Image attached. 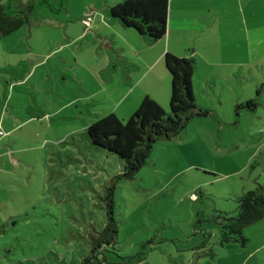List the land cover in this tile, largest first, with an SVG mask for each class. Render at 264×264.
Masks as SVG:
<instances>
[{
  "label": "rangeland",
  "instance_id": "rangeland-1",
  "mask_svg": "<svg viewBox=\"0 0 264 264\" xmlns=\"http://www.w3.org/2000/svg\"><path fill=\"white\" fill-rule=\"evenodd\" d=\"M51 1L59 7L60 0ZM119 1L64 0L61 11L41 4L40 22L31 27L65 38L77 35L73 26L65 34V24L78 22L84 33L79 42L87 46L94 43V34L83 19L90 13L110 16L108 7ZM257 8L254 18L264 22ZM29 29L22 26L0 38V264H85L90 236L106 220L100 195L120 171L122 160L90 144L85 130L68 132V123L76 127L86 120L85 113L84 120L77 113L67 122L69 110H58L47 129L44 123L50 120L38 121L31 110L35 100L55 110L81 89V82L90 83L87 76L77 80L67 72L69 66L60 71L45 67L48 79H43L40 66L32 72L33 80L41 78L36 88L31 82L12 87L16 70L10 67L20 71L23 63L29 71L30 61L36 59L27 54ZM56 52L49 55L50 61L74 56L67 50ZM91 53L77 56L89 63L94 60ZM103 70L101 77L108 79ZM241 73V80H210L209 95L194 89L196 103L212 106L213 114L194 116L179 135L154 143L135 176L117 182V242L88 264H264V218L244 229V244H221L213 218L217 210L235 215L238 198L264 185V53L254 64L246 63ZM66 74L68 78L61 79ZM254 96L256 109L241 107L236 114L235 104ZM118 108L117 116L127 119ZM164 110L169 111V104ZM140 252L144 258L139 262L126 261Z\"/></svg>",
  "mask_w": 264,
  "mask_h": 264
},
{
  "label": "crops",
  "instance_id": "crops-1",
  "mask_svg": "<svg viewBox=\"0 0 264 264\" xmlns=\"http://www.w3.org/2000/svg\"><path fill=\"white\" fill-rule=\"evenodd\" d=\"M257 7L264 14V0H168L166 33L150 45L145 44L134 29L122 26L106 14L91 13L94 43L87 46L79 42L84 33L78 22L65 24V34L70 32V26L77 32L76 36L66 34L65 38L60 33L43 31L39 26L29 27L26 39L30 48L27 54L35 55L36 59L29 60V71L23 78L14 81L12 87L17 88L19 82H31L36 88V83L41 78L38 76L33 80L32 72L40 66L44 68L43 79H48L45 67L60 71L69 66V75L72 74L75 78L87 76L90 83L81 82V89L75 90L72 93L75 95L55 110H48L50 107L45 109L36 100V107L31 109L37 113L35 118L38 121L54 117L58 110L63 109L69 110L65 114L67 118H64L67 122L70 115L73 118L77 113L80 120H84L82 115L85 113L86 120L78 123L76 127L68 123L71 125L68 130L71 134L75 130L84 131L91 121L102 115L110 112L116 114L119 106L121 117L127 118L136 110L145 95L166 108L170 99V75L164 70L165 52L177 56H193L196 68L192 88L209 95L210 80H223L228 77L241 80L244 65L254 64L264 53V22L254 18ZM58 23L59 21L55 26ZM63 50L74 55L72 60L62 57V61H50L51 53H60ZM89 50L93 55L92 62L88 63L77 56L78 53ZM114 53V68L108 79H104L100 71L112 63ZM66 78L67 74L61 79ZM10 89L11 84L9 92ZM198 105L212 108L210 105H203V102ZM78 106L80 108L77 110ZM18 124L20 123L15 127ZM44 124L47 129L52 127L51 120Z\"/></svg>",
  "mask_w": 264,
  "mask_h": 264
},
{
  "label": "trees",
  "instance_id": "trees-1",
  "mask_svg": "<svg viewBox=\"0 0 264 264\" xmlns=\"http://www.w3.org/2000/svg\"><path fill=\"white\" fill-rule=\"evenodd\" d=\"M41 4L48 5L53 11L66 8L64 0L59 1V7L51 0H0V38L22 26L31 27L39 23L38 7ZM108 13L122 26L134 29L143 42L150 45L166 33L168 0H121L111 4ZM163 62L170 74L169 111H165L156 100L145 95L127 119H120L110 112L91 121L85 129L90 144L112 152L122 160L120 171L109 178L100 195L106 220L102 228L90 236V252L84 258L85 264L98 258V254H104L108 250L107 247H113L117 242L118 222L113 215L117 182L135 176L146 164L154 143L179 135L194 116L207 117L213 114L210 108L201 107L196 103L192 88L195 58L165 52ZM20 65L23 66L20 67L21 72L14 65L10 67L16 70L12 75L13 81L23 78L28 72V66L23 63ZM113 67L114 64L111 63L103 73L109 77ZM262 86L256 89L257 96ZM257 105V97L254 96L236 103L234 111L237 114L241 107L253 111ZM213 218L220 227L221 244L231 241L244 244V229L264 218V185L257 184L238 198L235 215L228 216L226 212L217 210ZM143 258L140 252L126 261L137 263Z\"/></svg>",
  "mask_w": 264,
  "mask_h": 264
},
{
  "label": "built area",
  "instance_id": "built-area-1",
  "mask_svg": "<svg viewBox=\"0 0 264 264\" xmlns=\"http://www.w3.org/2000/svg\"><path fill=\"white\" fill-rule=\"evenodd\" d=\"M90 14H91V13H90ZM89 17H91V15H89L88 18H84V19H83V21H84L85 24H90V21H91V20H89V19H90Z\"/></svg>",
  "mask_w": 264,
  "mask_h": 264
}]
</instances>
